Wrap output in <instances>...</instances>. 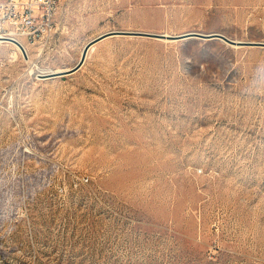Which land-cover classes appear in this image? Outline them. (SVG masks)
<instances>
[{
    "label": "rangeland",
    "instance_id": "374dc122",
    "mask_svg": "<svg viewBox=\"0 0 264 264\" xmlns=\"http://www.w3.org/2000/svg\"><path fill=\"white\" fill-rule=\"evenodd\" d=\"M58 18L30 54L0 43V264H264V46L121 33L42 76L113 30L264 42V0Z\"/></svg>",
    "mask_w": 264,
    "mask_h": 264
},
{
    "label": "built area",
    "instance_id": "2783aa9c",
    "mask_svg": "<svg viewBox=\"0 0 264 264\" xmlns=\"http://www.w3.org/2000/svg\"><path fill=\"white\" fill-rule=\"evenodd\" d=\"M63 5L62 0L0 1V38L18 41L27 53L25 42L45 41L58 32L57 17ZM89 180L84 177L82 182Z\"/></svg>",
    "mask_w": 264,
    "mask_h": 264
},
{
    "label": "water",
    "instance_id": "95a60500",
    "mask_svg": "<svg viewBox=\"0 0 264 264\" xmlns=\"http://www.w3.org/2000/svg\"><path fill=\"white\" fill-rule=\"evenodd\" d=\"M121 33H127V34H132V35H146V36H151V37H155V38H167V39H170L173 41L174 40H181V39L197 38V37L208 38V39H218V40H222V41L228 43L231 46H237V47H240V46H264V42L236 40V39L229 38L225 34H222L219 32L204 34L201 32L190 31V32L182 33V34H165V33H154V32H145V31L113 30V31L105 32V33L99 35L98 37L94 38L93 40H91L85 46L80 61L74 67L69 68L66 71H62L60 73L42 75V76L54 77V76H62V75L64 76V75L74 73L75 71L79 70L85 64L86 59H87L88 50L93 44L98 43L99 41H101V40H103L109 36H115V35H119ZM15 42L22 48L23 51H25L24 47L21 45V43H19L18 41H15Z\"/></svg>",
    "mask_w": 264,
    "mask_h": 264
},
{
    "label": "bare ground",
    "instance_id": "6f19581e",
    "mask_svg": "<svg viewBox=\"0 0 264 264\" xmlns=\"http://www.w3.org/2000/svg\"><path fill=\"white\" fill-rule=\"evenodd\" d=\"M163 33H165V34H172V33H169V32H163ZM109 37H111V36H109ZM160 39H163V40H165V41H172V40H170V39H167V38H160ZM236 40H239V39H236ZM2 42H11L10 40H3L2 38H0V43H2ZM11 43H13L14 45H16V47H17V49H20L19 47H18V45L15 43V42H11ZM26 48H27V53H29L28 52V46L26 45ZM96 48V44H94V45H92L90 48H89V50H88V53H87V56L89 57L90 56V54L93 52V50ZM21 50V49H20ZM30 54V53H29ZM28 57L30 58L31 57V55H28ZM67 69H65V70H63V69H54V70H48V71H46L45 72V74H43V75H49V74H55V73H60V72H62V71H66Z\"/></svg>",
    "mask_w": 264,
    "mask_h": 264
},
{
    "label": "crops",
    "instance_id": "0c3cea01",
    "mask_svg": "<svg viewBox=\"0 0 264 264\" xmlns=\"http://www.w3.org/2000/svg\"><path fill=\"white\" fill-rule=\"evenodd\" d=\"M63 2H64V4H67L68 2H69V0H62ZM58 15H59V13H58ZM57 20L59 21V18L57 17ZM58 24H59V22H58ZM108 38V37H107ZM106 39V38H105ZM42 41V40H41Z\"/></svg>",
    "mask_w": 264,
    "mask_h": 264
}]
</instances>
